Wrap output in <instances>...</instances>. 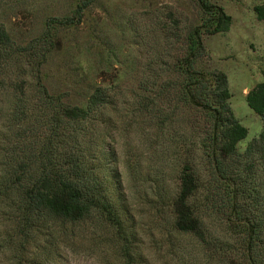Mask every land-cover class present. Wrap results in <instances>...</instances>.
<instances>
[{
    "label": "trees",
    "instance_id": "1",
    "mask_svg": "<svg viewBox=\"0 0 264 264\" xmlns=\"http://www.w3.org/2000/svg\"><path fill=\"white\" fill-rule=\"evenodd\" d=\"M195 1L203 22L187 33L183 55L164 79L150 73L154 86L160 80L157 94L147 76V94L137 92L126 106L103 83L85 105L50 92L41 65L57 22L23 46L0 22V249L7 264H56L64 248L88 237L113 245L121 264H140L126 188L141 181L162 202L157 211L167 206L173 229L211 244L219 264H264V80L246 96L263 127L241 151L249 130L231 106L227 73L197 66L207 54L204 36L228 31L232 17L211 0ZM255 12L263 20L264 4ZM217 225L245 233L241 253L214 236Z\"/></svg>",
    "mask_w": 264,
    "mask_h": 264
},
{
    "label": "rangeland",
    "instance_id": "2",
    "mask_svg": "<svg viewBox=\"0 0 264 264\" xmlns=\"http://www.w3.org/2000/svg\"><path fill=\"white\" fill-rule=\"evenodd\" d=\"M211 2L232 17V25L226 32L204 36L207 54L197 66H217L227 73L231 106L249 130L239 143L242 151L263 127L246 96L264 80V19L255 12V6L264 0ZM80 3L82 0H0V22L17 46L36 42L49 22H57L41 75L50 92L74 105H85L95 86L103 83L118 90V105L126 106L125 100L137 92L147 94L142 90L147 76L148 86L154 87L151 94H157L160 80L154 86L156 77L150 73H163L162 79L169 75L170 64L186 49L187 33L203 22L195 0H92L83 12H76ZM67 19L73 22H61ZM30 66L23 64V69ZM170 182V191L175 193L177 179ZM136 186L128 184L126 205L137 232L140 264H219V252L211 244H200L192 234L173 229L166 205L157 211L156 204L162 202L148 191L149 183L141 181ZM224 227L213 228L214 236L227 240L229 250L238 255L245 233L238 234V228H229L231 225ZM99 242L88 237L79 247L64 248L56 264H121L117 249ZM7 262L0 249V264Z\"/></svg>",
    "mask_w": 264,
    "mask_h": 264
}]
</instances>
